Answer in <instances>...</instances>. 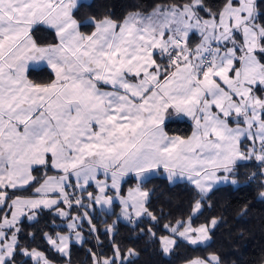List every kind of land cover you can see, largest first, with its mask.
<instances>
[{"label": "snow or ice", "instance_id": "obj_1", "mask_svg": "<svg viewBox=\"0 0 264 264\" xmlns=\"http://www.w3.org/2000/svg\"><path fill=\"white\" fill-rule=\"evenodd\" d=\"M78 6L0 0V210H8L0 211V264H17L18 252L33 264H52L45 253L19 246L18 225L36 218L33 209L110 208L118 200L122 217L135 223L144 215L156 220L140 186L153 174L186 180L201 198L220 183L235 185L240 161L259 162L264 176V0H221L215 10L205 0L157 4L120 20L92 17L84 22L91 31L82 30ZM49 30L56 42L38 43L35 33ZM172 117L189 118L190 134L170 135ZM129 176L139 182L125 196ZM93 184L87 206L70 191ZM25 189L36 195L9 194ZM201 207L196 200L193 214ZM54 211L70 217L64 208ZM85 218L92 225L87 212L71 217L70 235L45 233L48 244L68 256L73 236L83 242L77 221ZM217 222L165 224L172 235L159 237L163 252L172 251L175 237L207 243ZM113 247L111 258L92 253L93 264H125L137 255ZM186 264L221 260L213 253Z\"/></svg>", "mask_w": 264, "mask_h": 264}, {"label": "trees", "instance_id": "obj_2", "mask_svg": "<svg viewBox=\"0 0 264 264\" xmlns=\"http://www.w3.org/2000/svg\"><path fill=\"white\" fill-rule=\"evenodd\" d=\"M173 2L179 3L180 0H91L81 2L75 15L82 25V30L91 31V27L85 26L84 22L92 17L98 20L111 16L120 20L130 11L150 12L157 4ZM205 3L207 7L215 10L221 0H205ZM201 15L206 14L202 12ZM35 38L40 44L56 42V37L50 30L35 33ZM192 42L197 43L198 38H192ZM47 76L48 74L44 73L41 79L46 80ZM36 78L34 75L33 79ZM191 128L192 122L188 120L166 122V130L170 135L186 136L190 134ZM253 173H256L255 177L252 176ZM48 174L56 173L52 170ZM34 175L40 179L43 173L37 172ZM235 178V185L228 183L216 187L201 198L194 186L187 181L172 183L162 173L150 177L141 182L140 186L149 193L146 206L156 220L144 215L136 219L135 223L119 217L120 203H113L111 211L91 203L87 191L96 194L97 190L93 185L83 192L73 188L70 191L79 195L86 206L90 203L91 206L81 207L73 204L69 209L70 214L80 209L87 210L96 231L83 228V242L71 243L68 256L56 252L48 244L45 233L55 237L57 233H66L69 229L65 224L66 219L55 212L56 207H53L41 210L35 221H20L19 246L29 250L35 248L45 253L47 258L56 264H92V253L97 257H112L115 251L113 244L119 247L122 254L128 249H134L137 253L125 264H185L190 259L206 258L213 253L220 257L221 264H264V199L259 195L264 191V176L260 174L259 162L253 159L238 163ZM137 183L134 177L128 178L121 186V194L126 196L128 190L136 187ZM9 194L31 197L35 193L25 189ZM198 199L201 200L202 208L193 215V206ZM58 207L68 208L63 203ZM189 217L194 227L209 224L213 218L217 219L216 226L210 229L211 240L198 246L177 240L172 251L165 254L159 240V237L169 233L164 225L174 226L178 220L187 221ZM109 225L112 226L111 233L106 231ZM15 259L17 264H33L20 252Z\"/></svg>", "mask_w": 264, "mask_h": 264}, {"label": "rangeland", "instance_id": "obj_3", "mask_svg": "<svg viewBox=\"0 0 264 264\" xmlns=\"http://www.w3.org/2000/svg\"><path fill=\"white\" fill-rule=\"evenodd\" d=\"M169 120H172V119H169ZM166 122H168V121H166ZM192 122V121H191ZM241 162H245V161H240V162H238V163H241ZM237 163V164H238ZM159 174H161V173H158V174H153V175H151V176H156V175H159ZM162 175H164V176H166V174H164V173H162ZM130 177H133V176H129V177H127L126 179H125V181L128 179V178H130ZM135 178V177H134ZM150 178V176L147 178V179H149ZM136 179V178H135ZM146 179V180H147ZM124 181V182H125ZM138 181V180H137ZM145 181V180H144ZM143 181V182H144ZM179 181H186V180H176V181H171L172 183H175V182H179ZM123 182V183H124ZM139 182V181H138ZM188 182V181H187ZM226 184H228V183H220V184H218V185H216L214 188H216V187H219V186H223V185H226ZM93 186L95 187V185L93 184ZM135 188V187H134ZM213 188V189H214ZM78 189V188H77ZM212 189V190H213ZM79 191H81L80 189H78ZM143 190V189H142ZM211 192V191H210ZM209 192V193H210ZM209 193H207V194H209ZM108 194H113L112 192H111V190L109 191V193ZM262 198V197H261ZM264 199V198H263ZM147 201H148V199H147ZM115 202H117V203H119V201L118 200H114V202L113 203H115ZM147 203V202H146ZM98 205V204H97ZM113 205V204H112ZM99 207H102L103 209H106V210H108V211H111L112 210V206L109 208V207H104V206H101V205H98ZM101 208V209H102ZM202 208V207H201ZM66 211H68L69 213H70V211H69V208H64ZM85 212H87V214H88V217L91 219V215L88 213V211L87 210H85V209H80V211H77V212H75V213H73V214H70V217L69 218H64V219H66V221H65V224L66 225H68V223L69 222H71V217H83L84 216V213ZM198 212H196L195 214H197ZM195 214H193V215H195ZM121 219H123L124 221H128V220H125L123 217H122V215H121V212H120V216H119ZM142 217V216H141ZM91 222H92V219H91ZM77 223L80 225V227L77 229L78 231H80L81 232V234H82V236H83V239H84V234H83V228H88V229H90L91 230V226L93 225V223H92V225H90L89 224V222H88V219L87 218H85V219H81V220H79V221H77ZM194 227V226H193ZM61 235H70L71 233H70V230L68 231V232H66V233H60ZM170 235H172L170 232L167 234V235H165V236H170ZM53 238H55L54 236H52ZM175 239L176 240H183V239H181V238H179V237H175ZM73 242H75V243H77L76 241H75V238H74V236L72 237V241H71V243H73ZM209 242V241H208ZM207 242V243H208ZM206 244V243H205ZM68 253H69V249H68ZM113 257V256H112ZM108 258H111V257H108ZM52 262V261H51ZM52 264H56V263H54V262H52ZM65 264H70V263H65ZM93 264V263H92ZM186 264V263H185Z\"/></svg>", "mask_w": 264, "mask_h": 264}, {"label": "crops", "instance_id": "obj_4", "mask_svg": "<svg viewBox=\"0 0 264 264\" xmlns=\"http://www.w3.org/2000/svg\"><path fill=\"white\" fill-rule=\"evenodd\" d=\"M88 1H91V0H79V4L81 3V2H88ZM172 120H167V121H175V120H188V121H191L189 118H187V117H172L171 118ZM160 173H163V172H160ZM150 177H153V176H150ZM10 192H13V190H9V193ZM36 194H34V196H35ZM32 197V196H31ZM61 204V203H60ZM60 204H58V205H54L53 207H58ZM43 209H51V208H43V207H40V208H37V209H33L32 210V212H34L35 213V219L34 220H28L27 219V217L25 216V217H22L21 218V220L20 221H22V220H24V219H26V220H28V221H30V222H32V221H35L36 219H37V217H38V213L41 211V210H43ZM8 211V210H7ZM29 214H32V213H29Z\"/></svg>", "mask_w": 264, "mask_h": 264}]
</instances>
